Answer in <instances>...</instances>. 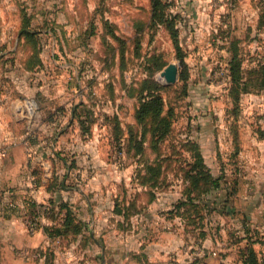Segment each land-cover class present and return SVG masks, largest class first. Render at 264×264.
<instances>
[{
    "label": "rangeland",
    "instance_id": "obj_1",
    "mask_svg": "<svg viewBox=\"0 0 264 264\" xmlns=\"http://www.w3.org/2000/svg\"><path fill=\"white\" fill-rule=\"evenodd\" d=\"M246 6L0 0V159L16 143L26 161L0 189V264H218L215 237L251 236L264 0Z\"/></svg>",
    "mask_w": 264,
    "mask_h": 264
},
{
    "label": "crops",
    "instance_id": "obj_2",
    "mask_svg": "<svg viewBox=\"0 0 264 264\" xmlns=\"http://www.w3.org/2000/svg\"><path fill=\"white\" fill-rule=\"evenodd\" d=\"M224 1V0H221ZM235 3H237L236 1H234ZM243 2V0H242ZM244 2L247 3L246 8H248V3L249 0H244ZM238 4V3H237ZM207 7V5H206ZM232 14V13H231ZM236 17V16H235ZM232 19H234L233 14H232ZM10 151V152H9ZM9 153H10V159H8V165L6 166V164H4L3 160L0 159V189L5 188L9 185L8 180L10 178H8L5 174V171H7L6 167H14L16 171L21 172L22 173V168H24L25 166V159H24V146H22L21 144H13L12 146L9 147ZM23 153V154H22ZM21 173H16L17 176L21 177L23 175H21ZM24 177V176H23ZM24 178H28L24 177ZM21 179H18V181H20ZM17 181V180H15ZM8 183V184H6ZM5 185V187H3ZM253 232L254 234H256L253 238H257L260 240L259 242H254V244H250L252 245V247L254 248V251L256 252V258H257V264H264V222L262 224H249L248 226ZM224 236H220V237H215L214 238V243H216L217 245L220 246V250L219 253L216 250H213L214 248H204V250L206 251V254H209L212 252V255H214L215 261L218 264H243V260L240 256V253L242 252L243 247V243H246V241L244 240V232L242 231L241 237L243 239H238L235 241V243L233 244H227V240L224 239ZM225 246V247H224Z\"/></svg>",
    "mask_w": 264,
    "mask_h": 264
},
{
    "label": "trees",
    "instance_id": "obj_3",
    "mask_svg": "<svg viewBox=\"0 0 264 264\" xmlns=\"http://www.w3.org/2000/svg\"><path fill=\"white\" fill-rule=\"evenodd\" d=\"M159 1H161V0H153L154 5L156 6L157 4H159ZM170 31L172 33V38H173L174 44L176 46V49L179 51V46L177 44V39H176V33L174 30H170ZM143 106L145 108L144 111H147L148 106H149V107H152V109H153L152 111L154 113H157V114L162 110V104H161V101L159 100V98H154L153 100L145 102L143 104ZM251 233H252V234H250L251 236H248L247 233H245L244 238L250 237V239H251V237H254L256 235V234H254L253 231ZM256 240H258V237L256 238ZM250 247H249L250 250L248 249L249 252H248L247 256H246V253H243V258H242L243 264H257L256 252L253 251ZM244 251H246V250H244Z\"/></svg>",
    "mask_w": 264,
    "mask_h": 264
},
{
    "label": "water",
    "instance_id": "obj_4",
    "mask_svg": "<svg viewBox=\"0 0 264 264\" xmlns=\"http://www.w3.org/2000/svg\"><path fill=\"white\" fill-rule=\"evenodd\" d=\"M176 71V66L174 64H170L169 66H167L162 72H161V76L163 77L164 82L166 83H170L172 81H174V74L173 72Z\"/></svg>",
    "mask_w": 264,
    "mask_h": 264
}]
</instances>
